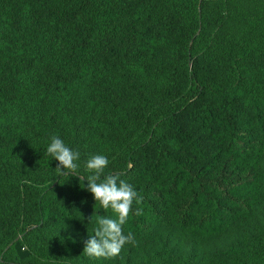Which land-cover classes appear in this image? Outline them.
<instances>
[{
	"label": "trees",
	"instance_id": "16d2710c",
	"mask_svg": "<svg viewBox=\"0 0 264 264\" xmlns=\"http://www.w3.org/2000/svg\"><path fill=\"white\" fill-rule=\"evenodd\" d=\"M244 2L0 0V264H264V26ZM52 135L143 197L126 257L83 254L114 214L58 176Z\"/></svg>",
	"mask_w": 264,
	"mask_h": 264
},
{
	"label": "clouds",
	"instance_id": "9594fccd",
	"mask_svg": "<svg viewBox=\"0 0 264 264\" xmlns=\"http://www.w3.org/2000/svg\"><path fill=\"white\" fill-rule=\"evenodd\" d=\"M47 153L58 161L55 171L59 177L77 175L81 181H87L89 191L96 204L104 210L111 209L113 217L94 214L89 217V223L95 216L96 227L92 235L85 242L84 255L92 259H112L121 253L126 244L135 245L136 240L132 232L127 234L123 226L133 213V204H141L143 197L128 182L120 178L119 174H104L109 161L104 155H91L85 162L87 176L79 175L80 152L71 149L57 135L51 136ZM142 209L137 208L135 215H141Z\"/></svg>",
	"mask_w": 264,
	"mask_h": 264
},
{
	"label": "rangeland",
	"instance_id": "374dc122",
	"mask_svg": "<svg viewBox=\"0 0 264 264\" xmlns=\"http://www.w3.org/2000/svg\"><path fill=\"white\" fill-rule=\"evenodd\" d=\"M245 5H250L249 10L251 11V13H249L250 15L247 17V22L245 23L249 24V22H253V21H257L260 20L262 22V25L260 27L264 26V0H245L244 2ZM263 17V19L261 18ZM237 29H235V32H237ZM235 242V239L231 236H226L222 239H220L219 241H215L213 243H205V242H200L198 244H195V241H189V240H181L180 243V248L182 251L184 252H188L189 250H192L194 252H204L206 253L208 250L211 249V247H213L214 245H220V246H227V245H231L232 243ZM244 243H248L246 241H243ZM125 250V249H124ZM122 251L119 256L121 255V257H126L127 252L126 251ZM128 250V249H126Z\"/></svg>",
	"mask_w": 264,
	"mask_h": 264
}]
</instances>
